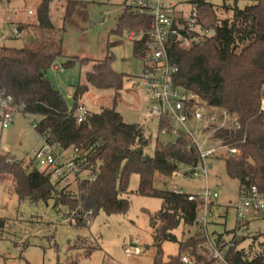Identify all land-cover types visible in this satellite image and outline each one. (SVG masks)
<instances>
[{
    "label": "trees",
    "instance_id": "1",
    "mask_svg": "<svg viewBox=\"0 0 264 264\" xmlns=\"http://www.w3.org/2000/svg\"><path fill=\"white\" fill-rule=\"evenodd\" d=\"M53 1L40 0L36 19L18 22V34L14 32L10 40H22L20 46L0 44V89L13 96L21 106V113L40 117L34 127L45 144L56 146L61 152L75 153L79 182H65L58 177L54 182V175L47 169H28L23 159L11 151L1 150L0 182L10 181L8 188L19 199L31 202L54 199V207L64 206L72 223L85 226L88 217L91 221L99 212L128 213L130 177L137 173L140 180L137 193L162 201L158 211L149 213L156 249L152 263L213 264L217 259L205 245L210 238L197 225L203 200L195 193H192L195 199L190 200V193H179L168 187L176 173L192 176L195 171L192 167L201 163L191 138L179 130L173 140L165 142L157 138L153 153L147 152L152 136L141 123L126 121L115 107L130 76L113 68L111 51L105 58L94 60L85 73L86 81L74 86L70 108L47 72L63 55L66 26L77 27L78 22L86 21L89 7L84 0H65L63 25L59 26L53 19ZM238 1L190 0L191 12L197 11L195 29L173 11V29L177 30V36L174 39L169 36L166 44L169 61L178 66L173 75L175 87L194 92L200 100L189 104L203 106L216 114L226 111L235 118L216 137L226 146L235 147L237 152L209 159H224L227 175L239 182L240 197L252 186L264 192V0H251L244 6L238 5ZM151 23L150 14L138 12L125 0L123 11L110 31L118 38L114 44L122 42L119 38L124 33L129 35L134 31L133 38L128 39L132 41L133 54L144 61L145 73L157 66L149 44ZM185 40H189L188 46L183 45ZM75 57L82 64H88L87 60ZM91 88L113 90V105L90 111L83 98ZM80 105L88 109V114L77 122ZM172 128L169 117H159V131L172 134ZM83 170L90 171L89 178H80ZM71 183L76 184V189L66 191ZM214 199L209 203L211 212ZM248 218H237L234 236L228 243H222L221 236L214 242L227 264H264V233L249 232ZM6 223V218L0 217V236ZM194 224L198 226L197 232L179 240L175 230L181 225ZM242 227L243 231L238 232ZM245 240H249L247 250L238 247ZM165 241L179 243L178 253L166 259L162 248ZM183 253H190L192 263L181 260Z\"/></svg>",
    "mask_w": 264,
    "mask_h": 264
},
{
    "label": "rangeland",
    "instance_id": "2",
    "mask_svg": "<svg viewBox=\"0 0 264 264\" xmlns=\"http://www.w3.org/2000/svg\"><path fill=\"white\" fill-rule=\"evenodd\" d=\"M88 2L89 15L86 21L66 26L63 36V55L53 65L47 75L53 85L64 95L68 106L73 105L74 86L85 82V73L94 60L103 59L108 52L113 54V68L130 76L125 82L116 104L128 122L141 123L152 136L147 152L152 154L157 138L170 141L174 135L159 131V118L145 117L153 104L151 91L145 84L144 61L132 52V41L124 33L117 41L110 31L115 27L118 15L123 11L125 0H84ZM167 4L174 2L173 11L185 18L191 15L190 0H163ZM221 1V0H216ZM251 0H239L244 6ZM40 0H0V39L9 45L20 46L22 40H10L18 22H32L36 19V8ZM65 0H54L52 3L53 19L59 26L63 25L62 16ZM32 10L33 13H29ZM88 61L82 64L77 57ZM74 57V58H72ZM72 58V59H71ZM73 60L72 63L66 62ZM114 91L91 88L84 96L83 103L92 112L102 107L113 105ZM37 115L18 113L14 122L2 128L0 122V150L11 151L28 169L34 167L45 170L34 159L32 152L45 146V141L36 131L34 124L39 121ZM33 160V161H32ZM32 161V165H31ZM208 186L218 193L214 199L212 212L206 229L208 237L215 242L221 236L222 243H228L234 236L237 224L235 206L239 200V182L230 178L225 170L223 158L209 159ZM192 174V178L181 174L174 176L168 184L170 189H181L184 192L200 194L206 185L202 170ZM90 171L83 170L80 178H89ZM53 176L52 180L57 181ZM139 174L130 177V209L127 214H111L99 212L87 225L77 226L72 223L70 214L64 206L54 207V199L31 202L19 199L9 190L10 181L0 182V217L7 220L0 236V264H153L156 249L153 245V231L149 225V213L158 211L162 201L158 197H148L137 193ZM67 190L76 189V184L66 186ZM248 231L264 233V212L248 218ZM244 227L238 228L242 232ZM198 226L181 225L175 234L179 240L197 232ZM206 245V243H205ZM249 246L245 240L238 247ZM139 252L129 253V250ZM164 258L175 255L179 251V243L165 241L162 244ZM200 254L202 252L198 250ZM190 253H183L182 255ZM204 256L207 255L203 252ZM211 255V254H210ZM191 256V255H190ZM208 258V257H207ZM213 264L219 263L216 258Z\"/></svg>",
    "mask_w": 264,
    "mask_h": 264
},
{
    "label": "built area",
    "instance_id": "3",
    "mask_svg": "<svg viewBox=\"0 0 264 264\" xmlns=\"http://www.w3.org/2000/svg\"><path fill=\"white\" fill-rule=\"evenodd\" d=\"M128 5L138 10L140 13H148L152 16L151 29L148 32L149 44L152 47V58L157 63L155 70L147 71L144 75L145 84L151 91L153 104L151 109L145 113V117L152 118L157 116L169 117L173 123L172 134L178 135L179 130L185 131L191 138L192 144L198 151L201 163L192 167L194 175L199 174L202 170L206 185L199 194L203 200L201 214L198 218V226L207 232L206 226L209 217L213 215L209 208L212 199L218 197V193L208 186V170L210 164L208 159L226 153L233 154L237 152L235 147H228L224 141L216 135L225 129L228 122H233L235 118H231L230 114L222 111L219 114L206 110L203 106H191L190 101L198 102V96L182 87L176 86L173 81V75L178 71V66L169 61L167 52V40L171 34L177 36V30L173 29V8L174 2L167 4L163 0H126ZM29 13H33L29 10ZM197 11L193 10L187 18L183 17L191 29H195ZM183 26L181 25V28ZM14 32L18 34L15 29ZM135 35L134 31L128 35L132 39ZM7 38L2 36L0 41H6ZM184 46L189 45V40H185ZM264 109V101L262 103ZM21 106L15 103L14 98L5 89H0V122L2 128H7L14 122L15 116L21 113ZM88 114V109L84 105L78 108L77 122H81ZM73 152V151H72ZM61 152L58 147L45 144L44 147L33 150L32 155L41 165L54 176L65 182H79L77 173L79 166L75 160V153ZM178 175V173H176ZM192 178V176H189ZM179 193H183L182 188L177 189ZM196 195L190 193L188 198L195 199ZM237 218L240 220L247 219L254 212L264 210V192H260L256 186H252L248 192H243L239 197L235 206ZM88 214H91L89 211ZM88 217V223L90 222ZM206 247L210 250L213 257L218 258L219 263L227 264L224 260L223 253L216 247L215 243L210 239L206 243ZM130 254L139 252V249L129 250ZM181 260L185 263H192V258L184 254Z\"/></svg>",
    "mask_w": 264,
    "mask_h": 264
},
{
    "label": "water",
    "instance_id": "4",
    "mask_svg": "<svg viewBox=\"0 0 264 264\" xmlns=\"http://www.w3.org/2000/svg\"><path fill=\"white\" fill-rule=\"evenodd\" d=\"M175 37H176V35H175V34H171V38H173V39H174Z\"/></svg>",
    "mask_w": 264,
    "mask_h": 264
},
{
    "label": "crops",
    "instance_id": "5",
    "mask_svg": "<svg viewBox=\"0 0 264 264\" xmlns=\"http://www.w3.org/2000/svg\"><path fill=\"white\" fill-rule=\"evenodd\" d=\"M180 16V15H179ZM179 16H177V17H179ZM84 101V100H83Z\"/></svg>",
    "mask_w": 264,
    "mask_h": 264
}]
</instances>
